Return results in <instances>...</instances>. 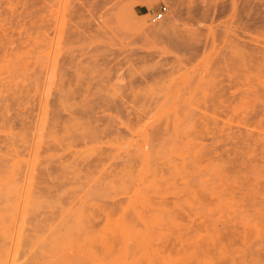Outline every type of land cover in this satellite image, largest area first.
<instances>
[{"label":"rangeland","instance_id":"1","mask_svg":"<svg viewBox=\"0 0 264 264\" xmlns=\"http://www.w3.org/2000/svg\"><path fill=\"white\" fill-rule=\"evenodd\" d=\"M0 193V264H264V0H0Z\"/></svg>","mask_w":264,"mask_h":264},{"label":"built area","instance_id":"2","mask_svg":"<svg viewBox=\"0 0 264 264\" xmlns=\"http://www.w3.org/2000/svg\"><path fill=\"white\" fill-rule=\"evenodd\" d=\"M169 12V8L166 5H162L157 12L152 15L151 22L158 23L162 21Z\"/></svg>","mask_w":264,"mask_h":264},{"label":"bare ground","instance_id":"3","mask_svg":"<svg viewBox=\"0 0 264 264\" xmlns=\"http://www.w3.org/2000/svg\"><path fill=\"white\" fill-rule=\"evenodd\" d=\"M156 29V31L158 32V33H162V32H164V30L162 29V27H160V28H155ZM166 124H167V122H166ZM168 125H169V123H168ZM159 126H161V124H159ZM165 127H167V126H165ZM163 130H165V129H163ZM166 130H167V128H166ZM163 132V131H162ZM166 133H168V132H166ZM261 138V137H260ZM138 150V149H137ZM34 170V169H33ZM33 172V171H32ZM14 173V172H13ZM12 173V174H13ZM254 173V172H253ZM254 175V174H253ZM9 179H11V178H9ZM8 179V180H9ZM28 179V178H27ZM11 180H13V178L11 179ZM10 180V181H11ZM229 181V180H228ZM254 182V181H253ZM233 183V182H232ZM235 185V184H234ZM253 185V184H252ZM254 185H255V182H254ZM253 185V186H254ZM229 190V189H228ZM2 191V190H1ZM231 193H233V192H231ZM1 194V193H0ZM232 195V194H231ZM262 199H264L263 198V196H262ZM256 202V201H255ZM261 212V211H260ZM258 231H260V230H258ZM257 235V234H256ZM258 235H259V233H258ZM215 239V238H214ZM214 241V240H213ZM181 247H185L186 245H191L192 247H194V248H198L197 247V244L198 243H190V242H187V241H185L184 239H182L181 241ZM214 242H216V241H214ZM199 246V245H198ZM241 247V246H240ZM243 247V249H244V246H242ZM232 250H234V249H232ZM193 252V251H192Z\"/></svg>","mask_w":264,"mask_h":264}]
</instances>
